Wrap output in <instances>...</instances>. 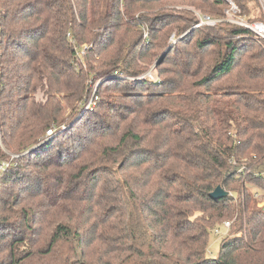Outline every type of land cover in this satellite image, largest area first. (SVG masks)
<instances>
[{
    "label": "trees",
    "instance_id": "1",
    "mask_svg": "<svg viewBox=\"0 0 264 264\" xmlns=\"http://www.w3.org/2000/svg\"><path fill=\"white\" fill-rule=\"evenodd\" d=\"M170 1L0 0V264H264V42L244 57L248 30L191 29L198 20L171 18ZM194 1L225 17L226 0ZM235 2L253 20L256 0ZM175 23L184 36L154 65L158 80H107L84 111L89 78L140 77ZM203 29L227 38L191 46ZM218 186L229 196L211 198Z\"/></svg>",
    "mask_w": 264,
    "mask_h": 264
},
{
    "label": "rangeland",
    "instance_id": "2",
    "mask_svg": "<svg viewBox=\"0 0 264 264\" xmlns=\"http://www.w3.org/2000/svg\"><path fill=\"white\" fill-rule=\"evenodd\" d=\"M233 1L235 2V0H233ZM194 2H196V1H194V0L170 1V2H167L166 5L164 6V7H166L164 11L166 13H168V15H171V18H187V19H195L196 18L199 21V19L202 15H210V16L215 17L216 12L208 7V3L204 4L203 2H200V1H198L196 3H194ZM255 3L250 2L248 4V8L252 12V15H253L252 17H256L257 19H260L261 14H260V11L258 9V6H256L257 3L256 4ZM227 4L229 5L228 2H227ZM217 10H218V8H217ZM218 12H219V10H218ZM180 24L181 23H175V24L171 25V34L166 41V43H167L166 46H168L166 50H168L171 46L175 45V43L178 40V39H176V35L178 37L184 36V35H179L178 26ZM203 27H207V26H203ZM191 29H200V28H194V24H193ZM195 33H196L195 36H192L190 38L191 46H194L196 44V41L199 38H204L206 35L212 34V35H216L218 37L227 38V33L224 31L218 32V31H211L210 29H203V30H199ZM147 36H148V32L146 31L145 32V39L147 38ZM181 37H179V38H181ZM69 39L73 41V38L70 35H69ZM260 45H262V42H260L258 40H253V41L243 45L244 47L242 50L243 51L247 50V51H245V52L242 51V53H240V54H243V55H245L244 57H246L249 54L253 53L254 52L253 50H257ZM176 46H185V45L179 44ZM76 47H77V49H79V55H78L79 57H77V67L83 68L86 71L89 69V64L86 61L85 56H86L87 51L91 48V46L81 45V46H76ZM166 50H165V52H166ZM171 60H172V57L170 58V60L167 61V63L165 64V67H167V66L170 67ZM155 64H156V60L152 65H149L150 68L146 73L140 75V77H137V78H134L132 76L122 75V74H119L118 72H116L115 74L108 76L106 78H102L100 80H97L96 76H95V78L91 77V78H89V80L86 81V83L89 84L90 87H93V92H92V95H93L95 92L97 93V89H98V86L100 84L106 82L107 80H111V79H119L122 81H127L129 83L133 82L136 79H138V80L149 79L151 81H156L159 78L156 76L157 73H153V68H154ZM162 78H164V76ZM222 83H224V82H222ZM164 89H167V86L164 87ZM92 95H91V97H92ZM36 97H37L38 101H40V102L46 101V98H47L42 93H38ZM54 97L56 98L60 107L63 110L62 118H65V120L71 119V117L73 116L72 115L73 110L71 109L69 104H67V102L65 101L64 94H57ZM96 106H98V105L96 104ZM95 107L91 111H93L95 109ZM84 111H86V110L84 109ZM100 112H101V114H105L106 111L102 110ZM81 116H82V114H81ZM78 118H80V115H78L77 118H75V119H78ZM61 128H64V130H66L68 128V126L63 125V126H61ZM0 137H1V133H0ZM9 155H13V153H8V156ZM13 156L17 158L19 155L14 154ZM257 192L259 193V196H260V198H255L257 200V207L264 208V191L254 189V194ZM226 221H228V220H226ZM223 225H224V223L216 225L210 234L209 248H208V253H207V256L210 259H217L219 257V255L221 253V249H222V242L230 234V231L224 229ZM216 230H220V234H217Z\"/></svg>",
    "mask_w": 264,
    "mask_h": 264
},
{
    "label": "built area",
    "instance_id": "3",
    "mask_svg": "<svg viewBox=\"0 0 264 264\" xmlns=\"http://www.w3.org/2000/svg\"><path fill=\"white\" fill-rule=\"evenodd\" d=\"M229 5L225 10V17L217 18L210 15H202L198 21V23L194 24V28H201L203 26L207 27H216L221 23H229L232 25L239 26L244 28L250 32V36L255 38L258 41L264 42V0H256L258 9L260 11V19L253 17V20H249V18L244 14L243 10L233 1L226 0ZM72 41V40H71ZM98 101V97L96 96V92L92 95L91 99L85 106V110H92ZM64 130V128H61ZM57 128L54 126L53 128L47 131L46 138L50 139L54 137L56 134ZM9 167L8 162H3L0 164V172L5 171ZM245 167H243L240 172L245 171ZM264 174V172H263ZM255 198H260L259 193L254 194ZM231 222H224L223 228L229 230L231 227ZM217 234H220V230H216Z\"/></svg>",
    "mask_w": 264,
    "mask_h": 264
},
{
    "label": "water",
    "instance_id": "4",
    "mask_svg": "<svg viewBox=\"0 0 264 264\" xmlns=\"http://www.w3.org/2000/svg\"><path fill=\"white\" fill-rule=\"evenodd\" d=\"M170 49V48H169ZM169 49L159 58L157 61L156 65H158L166 56L167 52ZM229 196V192H227L223 187L218 186L212 193H211V198L214 200H219L221 198Z\"/></svg>",
    "mask_w": 264,
    "mask_h": 264
}]
</instances>
